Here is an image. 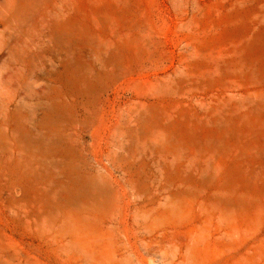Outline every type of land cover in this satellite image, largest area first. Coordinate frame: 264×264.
Returning a JSON list of instances; mask_svg holds the SVG:
<instances>
[{
	"label": "rangeland",
	"instance_id": "374dc122",
	"mask_svg": "<svg viewBox=\"0 0 264 264\" xmlns=\"http://www.w3.org/2000/svg\"><path fill=\"white\" fill-rule=\"evenodd\" d=\"M0 264H264V0H0Z\"/></svg>",
	"mask_w": 264,
	"mask_h": 264
},
{
	"label": "bare ground",
	"instance_id": "6f19581e",
	"mask_svg": "<svg viewBox=\"0 0 264 264\" xmlns=\"http://www.w3.org/2000/svg\"><path fill=\"white\" fill-rule=\"evenodd\" d=\"M17 69L18 68H16V67H10L9 63H8V65L4 71L5 73L2 77V83H1V85L7 86L8 90L13 94V96H15V94L17 92V88L20 87V84H19L20 74H18Z\"/></svg>",
	"mask_w": 264,
	"mask_h": 264
}]
</instances>
